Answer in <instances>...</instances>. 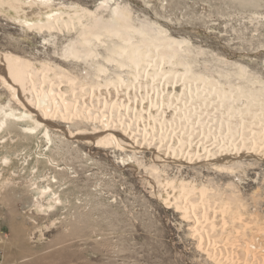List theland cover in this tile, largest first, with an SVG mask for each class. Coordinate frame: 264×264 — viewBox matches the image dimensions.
<instances>
[{
	"label": "rangeland",
	"instance_id": "374dc122",
	"mask_svg": "<svg viewBox=\"0 0 264 264\" xmlns=\"http://www.w3.org/2000/svg\"><path fill=\"white\" fill-rule=\"evenodd\" d=\"M104 1L47 5L85 8L104 22L111 8L126 6L131 25L148 29L157 50L167 38L180 41L177 54L192 81L170 70L154 81L157 61L173 66L158 57L149 62L150 73L144 63L119 68L110 48L120 39L102 28L105 34L94 35L92 44L97 54L89 57L98 64L66 56L64 47L80 37L78 21L30 26L0 6V52L33 63L39 90L50 94L44 79L56 82V102L45 113L30 79L16 93L0 78V121L2 109L31 114L0 124V264H264V150L221 149L224 137L208 129L210 113L196 102L202 97L195 90L198 83L207 91L211 81L221 88L232 82L237 93L248 95L264 89V0ZM78 15L92 25L86 12ZM172 46L167 49L173 53ZM121 72L129 91L99 84L100 77L115 81ZM135 93L144 101L129 100L134 114L157 134L140 136L128 125L124 106L137 99ZM148 99L163 102L153 107ZM168 100L175 101L172 108L186 129L178 128L177 116L170 118ZM97 106L111 116L99 117ZM111 127L123 139H106ZM177 181L188 182L196 201L183 196ZM181 200L189 203L186 209Z\"/></svg>",
	"mask_w": 264,
	"mask_h": 264
},
{
	"label": "bare ground",
	"instance_id": "6f19581e",
	"mask_svg": "<svg viewBox=\"0 0 264 264\" xmlns=\"http://www.w3.org/2000/svg\"><path fill=\"white\" fill-rule=\"evenodd\" d=\"M48 1H50V0H0V6H2L3 8H12L14 10V12L17 15H19V19L22 20L23 22H25L27 25H30V26H40V27L45 26V27H47V26L56 25L57 23H63L66 25H71V23L74 24L76 21H78L79 24L81 25V27H80L81 30H80V34H79L80 37L72 38L69 41V43L64 47V51H65L64 55H66V56L78 57L81 60H84L87 62L89 57H91L94 54H97V51L93 49L92 44L94 43V35H95V37H99L100 35L105 34V32L100 34V31H101L100 28H102V29H105L106 32H108V33L112 34L113 36L118 37L120 39V41L115 42L113 47L110 48L111 51L113 52L112 54H115V56H116L113 59L116 60L117 63L120 65L119 68H121V66L123 67L125 65H132L133 64L135 66H138L139 63H141V64L144 63L142 68L145 71H147V70H149L148 69L149 62L152 60L155 61V59L158 57L159 59L165 60L169 64H173V66H172V69H170L168 67H166V68L160 67L158 65V61L156 60L157 64H154L155 68L151 71V74H150V76L154 78V81H156L155 78L158 75H160V73H164L166 70H170L172 75L181 76L183 81L187 80L186 83L188 81H192L191 80L192 75L189 72H187V69H185V67L182 66L181 60L177 54V52H178L177 42H180V41H176L174 39L167 38L166 40H164V41H166V43L163 44L164 49L157 50L156 46H158L159 43L157 41H154V43H153V38H152L153 36L151 37L148 29H146L145 27L140 28V29H136L131 25V23L133 24V22H130L132 20V18L130 17L129 11L125 8L126 6L124 8H122L117 4L115 7L111 8L110 18L109 19L106 18V20L104 22L103 17L101 15L98 16V14L96 15L92 11L86 10L85 8H79L76 6H73V7L67 6V7L59 8V9H57V8L55 9L54 7H50V9H48V5H49V3H47ZM15 2H18L17 6H14ZM104 2H107V0H105ZM45 5H47V9L45 8ZM81 12H86L87 15H90L92 17V25L91 24L89 25V22H88V25L82 23V21L79 19V15H78ZM134 32L140 33L142 35V37L141 38L139 37V39L134 40V35H133ZM155 42H157V43H155ZM111 43L113 44V42H111ZM172 45H175L173 53L167 49L168 47H171ZM96 47L97 46H95V48ZM109 59H111V58L109 57ZM90 62L92 64L96 63V62L95 63L92 62L91 60H90ZM30 63L31 62H28V59L24 60V59L20 58V56L18 57L14 54L5 53L4 51L0 52V78H1V80L9 88L13 89V91H16V93H18L17 91H19L20 84H23V82H28V81H25L27 79H30L31 85L29 87H31L32 83L34 81L32 79H34L33 77L38 75V73H37V70H35L37 68H34V66L31 67ZM31 64H33V63H31ZM96 64H98V63H96ZM101 66L102 65H100V64L98 65V67L101 69L96 68L97 66L94 69H99V70H102V72H103L104 67L102 66L103 67V69H102ZM43 68L45 69V67H43ZM42 69L40 71H42ZM47 69H46V71H47ZM160 70H162V71H160ZM46 71H43V74H45ZM58 72L59 71H57V73ZM147 72L150 73L149 71H147ZM240 72H241V70H240ZM99 73H101V72H99ZM120 74L121 75H119V79L115 80V81H113L114 79L113 80L111 79L112 78L111 76H105L103 78L100 77L101 83L99 81V84H104L105 86H109L110 84H113V85H115V87H118V88L119 87L123 88L125 86L126 91H129L130 85L125 83L126 81L123 77L124 74H122V72ZM145 74L146 73L144 72L143 75H145ZM39 75H41V74H39ZM42 76H43L42 78L44 79L45 75H42ZM95 76L98 79V76H100V74H98V75L95 74ZM112 76H114V75H112ZM131 76H133V74ZM147 76H148V74H147ZM40 77H38V78L42 79ZM46 77H47V75H46ZM82 77H84V76H82ZM48 78H49L48 80H46L47 78L44 80L49 81V85H47L49 87H47V88H50L49 89L50 94H48V92L46 93V92L38 89L41 86L38 87L37 85H40V84H36V83L41 82L42 80L41 81L38 80L35 84L33 83L34 85H36V87H35V93H32V94H34L35 102L38 104V106L41 107V110H43V112H45V113H48V111L52 110L53 109V103L56 102V100L54 99L55 97L52 96L56 82L54 81L53 77L52 78L48 77ZM82 80H84V78ZM150 80H152V78ZM35 81H36V79H35ZM86 81L89 82L90 84L92 82L91 78H89L88 76L86 78ZM147 83L148 82L146 81V84ZM230 83L232 84V82H230ZM144 84H145V82H144ZM196 84L197 85H196L195 90H196L198 96L202 97V99H197L198 101H196V102H198L199 106L203 109H204V106L207 107V109H208L207 111H209V113H210V116L208 115V117H207L208 129L209 130L215 129V131H217V133H219V135L224 137V140L222 138H221V140H223L225 142H223V141L219 142L220 148L223 149L224 146H228L230 149V147H232V146H233V148L234 147L239 148V146H241V148H239V149L243 150V148H244V149H246L245 152H248L249 149H254L255 151L258 152V154H259V151L262 152L264 150V148H263L264 147V96H263L264 92H262L264 89L260 90L258 88H254L255 93L252 95H248L249 92H248V94L242 93V92L237 93L236 91H238V90H236L237 88L235 89L233 87V84L232 85L228 84V86H230L229 88H227V85H226V88H221V87L217 86L215 82L211 81V86L207 87V91H205L206 89L203 90V88L200 89V87L198 86V83H196ZM23 85H21V86H23ZM26 91H28V89ZM252 91H253V89H252ZM130 95H132V94H130ZM18 96H20V94ZM32 97H33V95H32ZM132 97L137 98V99H126L128 102L125 103V106H124V107H126L127 113L130 114L129 115L130 123L128 122V125L132 126V128H133L132 130H134L135 134L140 135V136L141 135L142 136H148V135L151 136V135L157 134L156 132H153V129H151V126H145L140 122V119L138 118V116L136 114H134V108L135 107L130 105L129 100H131L135 104L143 103L144 100L142 99V95L135 93L132 95ZM22 98H24V97H22ZM28 98L26 97L24 99L27 100ZM24 99H23V101H24ZM26 100L24 101L25 104H26ZM161 101H162L161 99H148V104H150V106L153 105V107H156L159 105L158 102H161ZM187 101H188V99L185 102H187ZM35 102L32 101L31 105H32V103L35 104ZM62 102H61V104H63ZM64 102L68 103V100H66ZM174 102L175 101H173V103ZM120 103H124V101H120ZM173 103H172V101L168 100L167 106H166V108L169 110L168 114L170 115V118L171 117L175 118L177 116V111H175L172 108ZM187 104H188V102H187ZM57 107H58V105H57ZM62 107H63V105H62ZM187 107H189V106H187ZM54 108H56V107H54ZM2 111H3L2 117L4 119L2 121H0V124L7 123L6 118H8V117H14L15 119L20 120L24 117H30L31 116V114H29V113H24V115H22V114L17 115V114H15V112L10 111V110H9L10 111L9 113L4 111V109H2ZM96 111L98 112L97 114L99 115V117H108L109 118V116H111V115H108V114H105L104 112H102L103 110L101 111L100 106H97ZM198 111H199V113L198 112L197 113L199 114V116H201L202 114L204 115V113L206 112L205 110H202V109H199ZM169 115H167V116H169ZM157 116H159V118L161 120H164L163 118H165L164 115L161 116L159 113H157ZM178 117H180V115L177 116V122L180 125V127L178 126V128H180L182 131L183 129H186L187 127L184 124V122H182V120H180V122H179ZM167 118H169V117H167ZM167 118H165V119H167ZM23 120L24 119H22V121ZM110 121L113 122V120H110ZM36 122L39 126L44 121L40 118V119L36 120ZM108 123H109V121H108ZM203 123H201V124H203ZM167 127L169 128L170 126H167ZM35 128L33 127L31 129H35ZM111 129H113V128L111 127L109 129L104 130L107 132L109 131L111 133L110 137L109 136L105 137L106 139L111 140L112 138L114 139V136H116L117 132L115 131L116 132V134H115L114 130H111ZM122 135H124V134H122ZM122 135L117 134L119 139ZM121 139H123V137H121ZM172 181L173 180H171V183H173ZM177 182H178V184L179 183L182 184V192H184L183 196H185V198L192 199V200L196 201L195 195L193 193L194 189L192 187L188 186V182L187 181L186 182L183 181L182 183L180 181H177ZM196 198H197V196H196ZM180 204L185 209L189 205V203L187 201H184V200H181Z\"/></svg>",
	"mask_w": 264,
	"mask_h": 264
}]
</instances>
